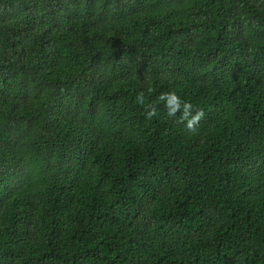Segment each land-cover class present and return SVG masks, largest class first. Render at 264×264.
<instances>
[{
    "label": "trees",
    "instance_id": "trees-1",
    "mask_svg": "<svg viewBox=\"0 0 264 264\" xmlns=\"http://www.w3.org/2000/svg\"><path fill=\"white\" fill-rule=\"evenodd\" d=\"M0 264H264V0H0Z\"/></svg>",
    "mask_w": 264,
    "mask_h": 264
},
{
    "label": "clouds",
    "instance_id": "clouds-1",
    "mask_svg": "<svg viewBox=\"0 0 264 264\" xmlns=\"http://www.w3.org/2000/svg\"><path fill=\"white\" fill-rule=\"evenodd\" d=\"M151 91V89H149ZM138 101L140 103H143V97L142 94L137 97ZM160 100H166V107L168 109V115L174 116L175 113L181 108V105L183 106V115L181 117V122L184 120H187L186 128L195 131L196 124L199 122V120L203 117V110H198L194 116L191 115V109L192 104L188 101H183V104L181 102L180 97L175 92H169V93H162L160 97L158 98ZM155 108H152L148 113V118H151V116L155 115ZM189 116L191 118L189 119Z\"/></svg>",
    "mask_w": 264,
    "mask_h": 264
}]
</instances>
